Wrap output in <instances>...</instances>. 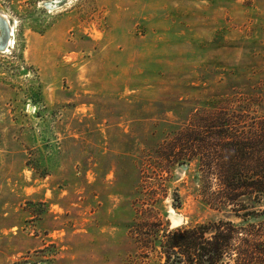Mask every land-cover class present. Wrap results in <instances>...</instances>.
<instances>
[{
  "label": "rangeland",
  "instance_id": "rangeland-1",
  "mask_svg": "<svg viewBox=\"0 0 264 264\" xmlns=\"http://www.w3.org/2000/svg\"><path fill=\"white\" fill-rule=\"evenodd\" d=\"M227 130L264 139V0H0V264H155L154 206L247 224L206 165Z\"/></svg>",
  "mask_w": 264,
  "mask_h": 264
},
{
  "label": "trees",
  "instance_id": "trees-1",
  "mask_svg": "<svg viewBox=\"0 0 264 264\" xmlns=\"http://www.w3.org/2000/svg\"><path fill=\"white\" fill-rule=\"evenodd\" d=\"M220 134L223 135L215 136L220 137H217L215 151L208 156L206 164L218 182L214 202L218 209L230 203L240 207V211L245 212L243 217L247 224L238 226L221 220L169 228L164 225L155 206L151 210L139 209L136 211L138 224L132 227L135 231H131L129 236L133 255L152 257L156 259L155 264H264V240L259 238L264 227L254 220L253 224L258 225V230H255L250 220L251 217L256 219L257 214L262 218L264 213L261 209L264 207V139L257 144L247 138L231 137L229 130ZM192 154L186 159L174 160L176 166H190L189 160L195 156ZM180 155L183 156L182 153ZM171 157L177 156L161 158ZM158 164L163 166V162ZM252 165L261 169L257 170L258 174L252 171ZM175 196V206L179 208V194ZM250 202L256 206L250 207Z\"/></svg>",
  "mask_w": 264,
  "mask_h": 264
}]
</instances>
